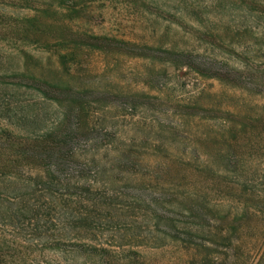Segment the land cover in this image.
Instances as JSON below:
<instances>
[{"label":"rangeland","instance_id":"1","mask_svg":"<svg viewBox=\"0 0 264 264\" xmlns=\"http://www.w3.org/2000/svg\"><path fill=\"white\" fill-rule=\"evenodd\" d=\"M56 3L0 0V69L11 64L18 70L8 67L9 73L21 72L20 51L42 60L49 67L46 75L59 68L73 93L55 95L63 97L66 105L73 98L82 103L72 126L97 131L72 142L78 151L74 159L101 168L82 179L71 178V185L65 187L79 193L78 187L90 184L93 191L113 198L121 191L132 207L104 211L102 217L93 218L94 229L87 232L74 228L75 210L81 207L78 193H66L58 204L49 202V193L40 191L49 176L41 166L45 158L35 155L31 146L41 143L39 137L58 124L66 106L52 101V92L46 97L41 83L8 78L23 84L14 88L18 93L13 94L11 107H0V175L20 178L15 192H27L28 200L12 205L3 197L0 260L7 264H102L103 258L106 264H264V123L237 132L235 139L231 135L226 144L221 140L225 128L219 123L220 117L230 114L216 109L223 106L231 111L249 100L255 105L250 111L254 117L264 107V90H234L186 64L204 58L217 64L228 59L227 67L237 70L245 62L262 67L263 29L243 31L254 21L249 22L242 9L228 0H68L64 8ZM71 7L75 11L69 12ZM165 49L192 57L187 62L176 60ZM31 63L28 69L33 68ZM65 69L73 77L65 75ZM10 89L13 86H2L0 96H10L14 93ZM69 126L71 121L65 128ZM209 133H216L218 145L204 142ZM91 137L95 138L88 140ZM218 150L232 153L233 161L222 163ZM21 184L24 189H19ZM143 185L175 188L208 201L213 209L209 215L216 221L207 240L213 241L216 234L220 243L227 236L228 248H203L175 238L192 236L171 228L167 219L159 221L147 214L143 204L135 207L133 197ZM63 188L57 184L62 193ZM38 199L39 214L32 225L11 213L21 204L30 212ZM156 212L182 221L181 229H194L188 214L174 206ZM80 242L89 246L77 251Z\"/></svg>","mask_w":264,"mask_h":264},{"label":"trees","instance_id":"2","mask_svg":"<svg viewBox=\"0 0 264 264\" xmlns=\"http://www.w3.org/2000/svg\"><path fill=\"white\" fill-rule=\"evenodd\" d=\"M58 3H56L57 6L64 8L63 5L68 3V0H56ZM232 6L234 7H240L244 13V17L249 20V22L254 21V25H245L243 28V31H255L257 28L263 29L264 31V0H228ZM72 9V7H71ZM75 11L74 9L69 10V12ZM123 43V42H122ZM123 44L130 45L133 49L140 50L141 48L139 46H136V44L124 42ZM146 50L155 51L156 49L154 47H146ZM165 53L174 56L176 60H183V62H187L185 60H188L189 57H192L190 54L184 52H181L180 54L174 53L171 49H165ZM20 58L22 60V64L24 65L21 72H14L9 73L8 66L4 65L5 69H0L1 77H0V89L1 87H6V89L9 86H13V89H10L14 93H10V96L2 97L0 96V107L3 109H9L11 107V102L16 97H12L13 94L18 93V89H14L15 87H22V81L21 82H9L7 81L8 78H14L15 76L19 77L20 79H27L28 81H31L33 83H41L46 87V91H42L43 94H45L46 97L50 98L49 94H51V100L55 102H59L58 104L60 106H66V112L63 113L62 119L59 120L58 124L53 127L51 130L46 131L47 133L43 135L42 137H39L42 139L41 143L40 141L37 142V144H34L31 146L32 150L34 151L35 155H38L40 158H45V163L41 166L48 172L47 180L45 179V182L43 183L42 193L44 191L49 193V202L51 204H58V200L63 201V197L66 193L68 194H77L78 192H72L70 193L68 191V186L65 187V184L71 185L69 180H72L74 177L78 179H82L84 177H87L88 175H92V173H98V170H101L98 166H89L87 162L78 164L77 161L74 159V155L77 154L76 147L73 146L72 142L79 139V136L81 135H89L93 136L95 131L94 129H89L87 132L82 131L78 128V125L76 127L72 126V120L71 119H78V113L80 110L77 109L78 104H82L80 102H77L78 100L76 98H73V100L70 99L67 101V105L65 104L66 101H64L63 97L60 99L55 94L61 93L65 94L66 96H70L73 92V88L69 83V79H66L67 77H61L59 68L58 71L56 69H51L48 72V75L45 74L46 69L49 68L45 64H43L42 60L36 59L33 55L29 54L28 52H19ZM135 55H142V53H135ZM10 56H13L10 54ZM144 56V55H143ZM61 60L65 59V56H60ZM28 60H31L33 63V68L28 69V65L31 63H28ZM228 65V59L222 63L217 64V62L211 63L208 60H205L203 58L202 61H197V63H186L187 66L193 70V72L204 75L209 73L210 78L216 79L219 82L225 83L226 85H229L234 90H242L245 89L248 91L249 88H252L258 92H261L264 90V66H256L254 63H243L241 69H238L233 67H227ZM31 63V64H32ZM215 63V64H214ZM183 64V63H182ZM181 63L176 66H181ZM195 64V65H194ZM221 64L223 66H221ZM225 64V65H224ZM36 65V67L34 66ZM184 66V65H183ZM229 66V65H228ZM27 67V68H26ZM35 67V68H34ZM227 67V68H226ZM13 68V67H12ZM14 71L18 70V67L13 68ZM65 72L68 76L73 77L67 69H65ZM9 75H11L9 77ZM45 76H48L49 78H45ZM33 87V86H32ZM28 88V87H27ZM34 88V87H33ZM49 90V92H48ZM78 93V92H77ZM254 104L251 101H242L241 104L236 105L233 110L229 111L227 107H221L218 106L216 109L220 110L221 112H226L230 114V117H220V126L225 128V134L222 136V141H226V144L229 143V138L232 135L233 139L236 137V133H245L249 127H254L256 125L264 123V107H262V110H258L256 113V116L252 117L250 114V111L254 108ZM227 110V111H226ZM6 117V114L3 116V119ZM73 117V118H72ZM2 118V115L1 117ZM68 121H71V126L66 127L65 125ZM240 126V130L237 129V127ZM228 129V130H227ZM80 133V134H79ZM227 136V137H226ZM95 137H91L88 140H92ZM205 138H207L206 141H212L215 143V145L219 144V137L214 134H206ZM84 152V151H83ZM232 154V153H231ZM229 153H221L219 150L217 151V156L220 158V160H223L222 163H224V160H227V162L230 164L231 161H233V155ZM64 174V175H63ZM63 176V177H61ZM72 178V179H71ZM17 179V180H16ZM20 178L17 177H6L4 175H0V205L2 204V201L4 200L3 197H7L10 199V203L13 205L17 201L24 202L28 199V193L25 192L20 195L19 193H16L15 190H17V184L19 182ZM87 179V178H86ZM29 183L31 179H28ZM94 182V180H93ZM31 183V182H30ZM78 182H75V184ZM57 184H60L64 190V192H60L57 189ZM22 186L19 189L22 188L24 184H21ZM81 185L79 188L78 197L81 201V207H79V210L77 211L78 219L74 221L76 226L74 228H79L88 230L87 232L94 229L91 228L93 221V218L97 217L100 218L103 216V212L108 210V212L115 210L120 211L124 210V208H131L132 204L129 205L128 203H125V200H123V195H126V193L119 191V194L116 195V198L104 196V194H100L98 192L93 191L92 185H86V187H82ZM30 187V185H29ZM55 187V188H53ZM130 186L126 187L129 188ZM67 188V190H66ZM29 189V188H28ZM120 189V188H119ZM134 189V187H133ZM140 193H137L133 197L134 199V205L135 207L141 208L140 204L144 205V210L147 214H152L154 218L157 220L161 219H167L171 222V228L175 229L176 231L180 232L183 235H189L192 236V239H181L180 236L175 235L174 237L182 240L183 242H187L189 244H195L196 246L203 247V248H209L210 245H214L216 247H226L227 243V236L222 237L220 240V243H217V239L220 237L219 235L214 234V237L211 239L213 241L207 240L209 235L213 232L211 228H213L212 222L216 221L213 219V215H209L210 212L213 211V209L209 206L208 201L201 197H196L195 195H189L186 194L184 191H180L175 188H160L158 185H143L142 187H138ZM32 192H38L36 189H32ZM30 191V195H31ZM89 194V197L86 196ZM13 192V193H12ZM51 192V193H50ZM62 193V194H61ZM95 194V198L93 199L91 195ZM11 195V196H10ZM33 195V193H32ZM31 195V196H32ZM122 196V197H121ZM87 198V199H85ZM110 198V199H109ZM53 201V203L51 202ZM40 200H35V203L31 207V211L28 212V206L26 204L22 205L16 211L12 209V212L14 215L22 216V218L28 219L29 225H32V220L35 219V217H38V203ZM49 203V205H51ZM48 204V203H47ZM88 204V205H87ZM169 206L176 207L180 213H186L190 217L189 219L192 220V226L194 229H187L186 227L184 229L179 228V223L182 221H179L175 218L166 217L165 215H161L157 213L156 211L165 210ZM76 208V207H75ZM170 213V212H169ZM183 215V214H182ZM184 218V217H183ZM158 225V224H156ZM212 230V231H211ZM168 234V233H167ZM208 234V236H207ZM205 238V239H201ZM89 240V239H86ZM215 242V243H214ZM186 243V244H187ZM231 244V242H230ZM130 245L134 246L135 243H130ZM68 246V245H67ZM66 246V247H67ZM89 245L86 243L80 242V244L75 245V247H78L76 250H80L81 248H87ZM75 250V249H74ZM222 250V249H221ZM72 252V251H71ZM102 259V264H106L105 261ZM215 261L218 260V257L215 256ZM0 264H7L4 261L0 260Z\"/></svg>","mask_w":264,"mask_h":264}]
</instances>
